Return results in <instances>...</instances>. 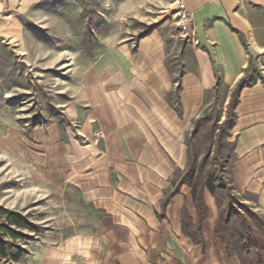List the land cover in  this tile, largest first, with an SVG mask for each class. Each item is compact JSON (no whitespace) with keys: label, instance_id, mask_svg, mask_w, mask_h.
<instances>
[{"label":"crops","instance_id":"obj_1","mask_svg":"<svg viewBox=\"0 0 264 264\" xmlns=\"http://www.w3.org/2000/svg\"><path fill=\"white\" fill-rule=\"evenodd\" d=\"M15 3L0 0V10ZM183 5L192 16L188 38L178 33L182 42L170 43L154 30L134 48L105 52L101 68L90 70L72 111L85 121L77 135L88 143L60 148V172L68 171L88 206L85 224L41 244L32 264H241L215 232L218 206L207 188L201 241L183 232L184 217L195 225L197 212L190 185L179 180L188 168L185 137L212 102L209 94L226 88L227 102L252 65L226 138L233 190L264 216V0ZM174 52L182 59L179 78L168 65Z\"/></svg>","mask_w":264,"mask_h":264},{"label":"rangeland","instance_id":"obj_2","mask_svg":"<svg viewBox=\"0 0 264 264\" xmlns=\"http://www.w3.org/2000/svg\"><path fill=\"white\" fill-rule=\"evenodd\" d=\"M178 6L177 0H16L0 10V264H32L41 244L53 245L85 224L88 206L68 171L60 172V148L72 140L88 143L77 135L85 121L74 116L73 105L105 52L134 48L154 30L182 42L175 38ZM174 53L168 65L179 78L182 59ZM209 95L212 102L185 137L188 167L206 176L212 171L225 202L228 191L237 195L230 189L224 122L230 97L226 102L222 87ZM6 211L19 214L23 226L9 224Z\"/></svg>","mask_w":264,"mask_h":264},{"label":"trees","instance_id":"obj_3","mask_svg":"<svg viewBox=\"0 0 264 264\" xmlns=\"http://www.w3.org/2000/svg\"><path fill=\"white\" fill-rule=\"evenodd\" d=\"M255 70L252 65L248 66L244 76L237 82L228 101V112L224 122L229 127L232 110L237 101L240 89L253 80ZM188 183L192 189V198L197 212L195 225L184 217L182 223L183 232L194 242L201 241V224L207 215V207L203 198L204 188H207L216 198L218 206V218L215 224V232L218 233L227 246L229 255H235L241 264H264V216L253 211L244 204L237 195L228 191L226 201L222 196L223 186L215 181L212 171L206 176L201 169L195 170L188 167L185 174L180 178L179 184ZM231 190L233 188H230ZM177 188L174 190L176 191ZM9 224L23 226V218L16 212H8ZM8 231L13 235L17 232ZM0 252L5 253L4 246L0 241Z\"/></svg>","mask_w":264,"mask_h":264},{"label":"built area","instance_id":"obj_4","mask_svg":"<svg viewBox=\"0 0 264 264\" xmlns=\"http://www.w3.org/2000/svg\"><path fill=\"white\" fill-rule=\"evenodd\" d=\"M179 6L177 8V24L181 37L188 38L191 33L192 16L183 5V0H177Z\"/></svg>","mask_w":264,"mask_h":264}]
</instances>
